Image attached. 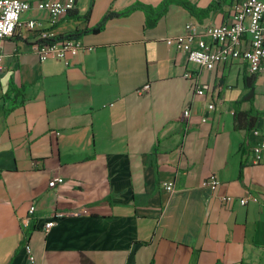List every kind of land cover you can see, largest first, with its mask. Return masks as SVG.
Here are the masks:
<instances>
[{
  "label": "crops",
  "instance_id": "obj_1",
  "mask_svg": "<svg viewBox=\"0 0 264 264\" xmlns=\"http://www.w3.org/2000/svg\"><path fill=\"white\" fill-rule=\"evenodd\" d=\"M163 1L76 0L54 25L30 11L22 21L37 29L5 40L0 264H264V208L239 202L264 196V157L255 164L252 153L264 140V75L239 60L208 71L169 41L195 23L212 45L205 29L230 22L238 0H188L214 4L198 16L172 3L153 27L141 7L121 15ZM85 30L67 61L33 51L42 35ZM198 85H208L205 96H195ZM212 174L216 191L203 186ZM56 177L64 183L50 188Z\"/></svg>",
  "mask_w": 264,
  "mask_h": 264
},
{
  "label": "built area",
  "instance_id": "obj_2",
  "mask_svg": "<svg viewBox=\"0 0 264 264\" xmlns=\"http://www.w3.org/2000/svg\"><path fill=\"white\" fill-rule=\"evenodd\" d=\"M76 6V0H0V51L5 40L16 35L18 30L25 27L29 31L36 30L39 22L35 19H29L25 22L22 17L30 11H39L47 13L51 23L57 24L62 18L70 14ZM205 35L213 41L212 45L207 44L199 32V26L195 23H189L185 27V33L175 39L182 47L189 62L199 67L212 71L217 65H228L235 60L243 61L247 64L249 72L252 75H264V1L263 0H238L232 10L231 20L221 25H213L205 29ZM45 35L42 40L33 45L34 53L41 61L48 59H57L67 61L68 55L76 56L83 43L80 39H65L63 41L49 43L46 42ZM3 72L2 55L0 53V75ZM145 90L149 85H145ZM209 89L208 85H198L195 87V96L203 97ZM215 109L214 104L208 107ZM190 111L184 112V118L187 119ZM258 136L257 130L253 131ZM253 162L258 164L264 157V140L253 147ZM64 183L62 177H56L49 183L50 188H57ZM167 192L174 191L173 182L163 184ZM203 186L216 191L220 186L217 176L212 174L207 177ZM224 202H231L233 197L222 198ZM242 206L249 202L260 204L264 208V196L248 194L239 200ZM35 206H31L29 213L33 214ZM55 226L51 221L46 224L48 232ZM30 260L35 263V257L30 245L26 246Z\"/></svg>",
  "mask_w": 264,
  "mask_h": 264
},
{
  "label": "trees",
  "instance_id": "obj_3",
  "mask_svg": "<svg viewBox=\"0 0 264 264\" xmlns=\"http://www.w3.org/2000/svg\"><path fill=\"white\" fill-rule=\"evenodd\" d=\"M172 3H177V4L181 5V6H183L191 14H193L195 16H198L199 14H207V13L211 12L215 8V6L213 4V5H211V7H209V9L202 10V9H197L188 0H164L163 3L157 8L138 5V6L132 7L128 11L122 13L121 15H126V14L130 13L132 10L136 9L137 7H141L148 14L147 25L149 27H153V26H155L157 24L158 20L161 18V16H163V14L167 11L168 6L170 4H172ZM114 15L115 14L109 12L105 16V18L103 19L102 24L99 27H97V28H95V29H93L91 31L92 32H98L103 27V25L106 23V21L109 20ZM89 31L90 30H85L83 32L76 31L75 33H72V34H69V35H61V36L55 37V38L54 37L53 38H48V39H45V41L49 42V43H54V42L63 41L65 39H75V38H79L84 33H88ZM252 81H253V79L251 77L245 79L246 87H247V89L250 90L248 92V95L245 98V100H249L250 102H252L253 96H254V90H253V86H252ZM242 116H247V115L246 114H242V113L239 114V117H242Z\"/></svg>",
  "mask_w": 264,
  "mask_h": 264
}]
</instances>
